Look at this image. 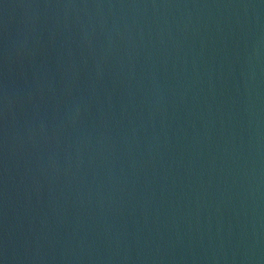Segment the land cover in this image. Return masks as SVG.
I'll return each mask as SVG.
<instances>
[{
    "label": "water",
    "instance_id": "obj_1",
    "mask_svg": "<svg viewBox=\"0 0 264 264\" xmlns=\"http://www.w3.org/2000/svg\"><path fill=\"white\" fill-rule=\"evenodd\" d=\"M0 264H264V0H0Z\"/></svg>",
    "mask_w": 264,
    "mask_h": 264
}]
</instances>
